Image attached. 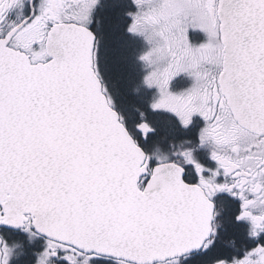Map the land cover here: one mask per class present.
Instances as JSON below:
<instances>
[{"label":"snow or ice","instance_id":"obj_1","mask_svg":"<svg viewBox=\"0 0 264 264\" xmlns=\"http://www.w3.org/2000/svg\"><path fill=\"white\" fill-rule=\"evenodd\" d=\"M133 3L148 107L184 131L198 114V143L161 158L148 112L130 127L116 110L90 28L101 0H0V232L45 236L34 264H264V0ZM19 246L0 234V264Z\"/></svg>","mask_w":264,"mask_h":264},{"label":"trees","instance_id":"obj_2","mask_svg":"<svg viewBox=\"0 0 264 264\" xmlns=\"http://www.w3.org/2000/svg\"><path fill=\"white\" fill-rule=\"evenodd\" d=\"M131 1L129 0H105L104 6L99 7L96 12V25L94 30L98 35L103 37L101 47V70L105 75L107 83L112 88L113 97H117L120 101L121 111L126 116L129 124H135L139 119V112L137 109L149 112L148 96L146 95V87L140 88V69L138 59L135 57L137 52L136 44L140 38L134 37L125 31L127 25L130 23V17L126 15L127 12L132 11ZM99 21V23H97ZM195 39V38H193ZM143 46V41H142ZM139 88L142 91H139ZM138 89V90H137ZM150 118L157 124L158 132L151 138L153 144L157 146L168 145L181 135V131L173 119L160 118L159 115H153ZM156 118V119H154ZM171 129H178L177 132L170 133ZM185 132V131H184ZM8 233L12 231H2V234L12 243L14 239L8 237ZM20 235V234H19ZM224 238L231 239L232 236L236 237L239 242L240 238L243 239L242 232L229 229L224 233ZM20 239V238H19ZM27 240V238H24ZM20 246L17 249L16 257L12 262L19 257L12 264H30L29 260L31 255V247L29 244ZM224 247V245H220ZM24 256L21 258V253Z\"/></svg>","mask_w":264,"mask_h":264},{"label":"rangeland","instance_id":"obj_3","mask_svg":"<svg viewBox=\"0 0 264 264\" xmlns=\"http://www.w3.org/2000/svg\"><path fill=\"white\" fill-rule=\"evenodd\" d=\"M129 1H131V6H132V12H135V11H137V6L133 3V0H129ZM131 17H130V22H131ZM189 36L192 38V40H193V43H195V44H198V43H200V42H203L204 40H206V34L205 33H203L202 31H200V30H190V32H189ZM138 38H140L139 39V41L137 42V44H136V48H138L137 49V52H135V57L138 59V56L141 54V52L143 51V50H145L147 47H148V45L146 44V42L143 40V38L142 37H138ZM193 38H195V39H193ZM142 41H143V46H142ZM137 65H139L140 66V69L139 68H137V71H140V77L142 78V76H143V74H144V71H146V69L144 68V65H143V62L142 61H140V60H138V64ZM102 71V70H101ZM182 74H184L182 77L184 78V81H182L183 83H181V81H180V83L178 82V83H176L175 82V80H176V78H177V76L171 81V83H170V90L171 91H173V92H180V91H182V90H184V89H186V88H188L191 84H192V82H193V79H192V77H190L187 73H181V74H179V75H182ZM178 75V76H179ZM102 76H103V79H104V82H105V84H106V86H107V88H108V90H109V92H110V94L112 95L113 94V92H112V88L110 87V85L107 83V81H106V77H105V75H104V73H103V71H102ZM141 78H140V88L143 86L142 84H141ZM145 87V86H144ZM139 88V91H142L141 89ZM149 89V88H148ZM138 90V89H137ZM150 91V93H148V97H149V99H151V98H154V97H158V95H159V91H158V88H156V87H153V88H151V89H149ZM146 91V90H145ZM112 97H113V95H112ZM114 98V100H115V108H117L118 110H121V106H120V101L117 99V97H113ZM149 112H151V110L149 109ZM153 115H158V114H155V113H151V114H149V118H150V116L153 118ZM165 116L168 118V119H173L174 121L173 122H175L176 123V125L178 126V128L180 127L179 126V122H178V118L177 117H175L174 115H172V114H165ZM160 117V116H159ZM151 119V118H150ZM154 119H156V118H154ZM200 123L202 124V126H204V120H202V121H200ZM177 133L176 134H178V133H180L179 131H176ZM179 136V135H178ZM164 148H166V147H168V143H164ZM151 148V150H152V152L153 153H155L157 156H159V157H161V158H171V156L175 153V152H177L178 150H180V149H182L183 147H180V148H172V146L169 148V149H167V150H164V149H161V148H157V147H150ZM21 233V237L19 236V234H17V233H8V237H10L11 239H14V238H16V239H18V240H21V242H22V244H21V246H25V245H27L28 243H30V241H29V235H28V238L26 237L27 235H24V234H26L25 232H20ZM28 234V233H27ZM20 238V239H19ZM24 238H27V240L26 239H24ZM16 239H14L13 240V242H16ZM32 239V243H34V241H36V240H34L33 239V237L31 238ZM12 242V243H13ZM42 245H44V242H42ZM41 245V246H42ZM43 247V246H42ZM17 249H18V247H16L15 249H14V252H16L17 251ZM24 256V253L22 252L21 253V255H20V257L22 258ZM9 264H12L11 263V260H10V262H9Z\"/></svg>","mask_w":264,"mask_h":264},{"label":"flooded vegetation","instance_id":"obj_4","mask_svg":"<svg viewBox=\"0 0 264 264\" xmlns=\"http://www.w3.org/2000/svg\"><path fill=\"white\" fill-rule=\"evenodd\" d=\"M104 3H105V0H101V4L99 5V6H97V9H96V11L94 12V14H93V22H92V24L90 25V28H93L94 29V26L96 25V12H97V10L99 9V7H101V6H104ZM184 74H182V75H179V76H177V78H176V82H178L179 80L178 79H180L182 76H183ZM203 120V118L202 117H200L198 114L197 115H195L194 117H193V124L191 125V127H190V129L188 130V133H186V134H184L183 135V137H184V144H182V146L181 147H183L182 149H180V150H178L177 152H175L174 154H179L180 152H182V151H184V150H186V149H189V148H192L193 146H194V144H196V143H198V136H197V133H198V130L201 128V127H203L202 126V124L200 123V121H202ZM125 122L127 123V125H128V120H125ZM205 122V121H204ZM135 124H132V126L131 127H133ZM128 126H130V125H128ZM188 141H192V143H189ZM155 144V143H154ZM153 142H152V139H150L147 143H145L144 144V147L147 149V150H149V151H151L150 149H149V147H152L153 145ZM173 146V145H172ZM210 148L208 147V146H205V147H201V148H198L197 150H196V156H197V158L202 162V163H204V164H206V165H208L209 167H215V162L213 161V160H211V158H210V155H209V153H210ZM173 154V155H174ZM174 157V156H173ZM172 157V158H173ZM188 168H189V172L191 173V174H195V170L194 169H192V167L191 166H188ZM216 199L217 200H219V201H221V202H224V201H226L227 199H228V197H226V196H223V195H218L217 197H216ZM38 236V235H37ZM242 236H243V239L242 238H240V241L239 242H237L236 241V244L238 245V246H240V245H243V244H245V243H251L250 241H247L246 240V237H245V234L242 232ZM38 238H41V239H43L42 241H37L36 243H30V247H31V257H30V260H29V263L30 264H34V261H35V259H36V257H35V255H34V252H36V251H41L42 250V246H44V245H42V242H44L45 241V238H43V237H38ZM42 245V246H41ZM222 245V244H221ZM242 254V253H241ZM100 264H117V261L115 260V258H110V259H107V260H103L102 262H100Z\"/></svg>","mask_w":264,"mask_h":264},{"label":"water","instance_id":"obj_5","mask_svg":"<svg viewBox=\"0 0 264 264\" xmlns=\"http://www.w3.org/2000/svg\"><path fill=\"white\" fill-rule=\"evenodd\" d=\"M1 234V233H0ZM43 236V235H42ZM45 237V236H44Z\"/></svg>","mask_w":264,"mask_h":264}]
</instances>
